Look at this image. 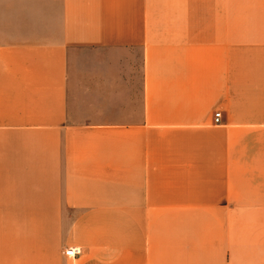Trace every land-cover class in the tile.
I'll use <instances>...</instances> for the list:
<instances>
[{
    "label": "crops",
    "instance_id": "0c3cea01",
    "mask_svg": "<svg viewBox=\"0 0 264 264\" xmlns=\"http://www.w3.org/2000/svg\"><path fill=\"white\" fill-rule=\"evenodd\" d=\"M0 264H264V0H0Z\"/></svg>",
    "mask_w": 264,
    "mask_h": 264
},
{
    "label": "built area",
    "instance_id": "2783aa9c",
    "mask_svg": "<svg viewBox=\"0 0 264 264\" xmlns=\"http://www.w3.org/2000/svg\"><path fill=\"white\" fill-rule=\"evenodd\" d=\"M220 117H221V114L219 112L215 113V115H214V123L216 125L219 124ZM64 254H65L66 257L74 258L75 256L80 254V251L76 250V249H68V250L65 251Z\"/></svg>",
    "mask_w": 264,
    "mask_h": 264
}]
</instances>
